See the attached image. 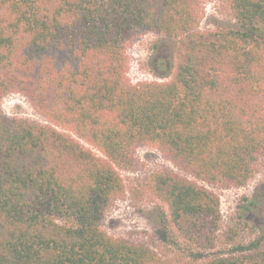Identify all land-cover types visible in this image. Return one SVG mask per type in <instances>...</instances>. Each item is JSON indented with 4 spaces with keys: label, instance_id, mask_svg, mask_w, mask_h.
Returning a JSON list of instances; mask_svg holds the SVG:
<instances>
[{
    "label": "trees",
    "instance_id": "1",
    "mask_svg": "<svg viewBox=\"0 0 264 264\" xmlns=\"http://www.w3.org/2000/svg\"><path fill=\"white\" fill-rule=\"evenodd\" d=\"M202 0H0V264H156L151 247L108 235L125 195L118 170L158 146L195 179L243 185L264 157V0H233L240 29L198 30ZM145 32L181 37L167 82L126 80ZM23 94L51 124L8 116ZM73 131L107 156L98 155ZM197 180L155 176L175 222L215 223L219 198ZM200 264H264V248Z\"/></svg>",
    "mask_w": 264,
    "mask_h": 264
},
{
    "label": "rangeland",
    "instance_id": "2",
    "mask_svg": "<svg viewBox=\"0 0 264 264\" xmlns=\"http://www.w3.org/2000/svg\"><path fill=\"white\" fill-rule=\"evenodd\" d=\"M198 30L205 38L214 32L240 29L233 0H202L199 4ZM182 50L181 37L145 32L131 42L127 50L126 80L167 82ZM1 108L8 116L31 118L51 124L35 111L21 93H10L2 99ZM62 131L98 155H104L73 131ZM133 169L118 167L125 184V195L116 200L101 221L110 236L145 244L159 255L156 264H200L213 258L250 254L243 249L254 242L264 248V157L245 184L214 185L197 180L174 164L156 145H139ZM108 159V158H107ZM172 173L197 182L219 198L220 214L215 223L185 216L175 222L168 203L153 189L155 176Z\"/></svg>",
    "mask_w": 264,
    "mask_h": 264
}]
</instances>
